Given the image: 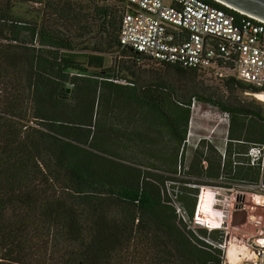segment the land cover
<instances>
[{"label":"trees","instance_id":"obj_1","mask_svg":"<svg viewBox=\"0 0 264 264\" xmlns=\"http://www.w3.org/2000/svg\"><path fill=\"white\" fill-rule=\"evenodd\" d=\"M32 2L41 8L17 13ZM124 8L0 0V264H224L167 184L180 181L196 99L229 115L231 142L263 147L264 108L239 95L264 88L233 77L201 88L198 70L169 64L181 88L162 74L146 82L139 63L151 60L120 42ZM127 151L150 156V170ZM223 166L201 141L176 194L190 219L199 190L188 185L219 181Z\"/></svg>","mask_w":264,"mask_h":264},{"label":"built area","instance_id":"obj_2","mask_svg":"<svg viewBox=\"0 0 264 264\" xmlns=\"http://www.w3.org/2000/svg\"><path fill=\"white\" fill-rule=\"evenodd\" d=\"M120 42L158 64L264 88V23L215 0H125ZM250 155L264 163V146ZM258 235L250 261L264 264V228Z\"/></svg>","mask_w":264,"mask_h":264},{"label":"rangeland","instance_id":"obj_3","mask_svg":"<svg viewBox=\"0 0 264 264\" xmlns=\"http://www.w3.org/2000/svg\"><path fill=\"white\" fill-rule=\"evenodd\" d=\"M96 2L101 6L103 4H112L114 0H96ZM39 8H41V5L32 2L18 4L16 11L18 14L29 17L32 12ZM95 34L96 32L92 35L94 36ZM118 54L120 52L110 56L108 60L109 66H113L115 61L119 59L117 58ZM125 62L128 63L127 60ZM139 65L141 66L140 72L145 77L146 82L150 80L149 75L162 74L175 87H182L176 76L173 73L166 72L162 65L148 60L140 62ZM200 74L203 76L197 82L199 87L222 86L223 79L209 73ZM121 83L125 84L124 81ZM239 97L243 100H255L257 104L264 108V101L259 100L250 93H240ZM229 125L230 117L227 113L222 112L213 104L200 101L199 99L193 101L185 148V161L182 165L180 155L179 171L182 173L176 176L180 181L177 183L168 182L167 191L172 200V205L176 208L179 216L184 218L189 228L197 236L201 235L199 230L207 231L208 237L204 239L205 244L221 252L223 257L225 256L224 264H230L227 258L232 264L237 262L238 264H255V262L250 261L249 250L254 245V242L260 238L258 235L259 231L264 228V207L258 204L264 203L263 160L262 158L254 160L253 156L250 155L251 149L255 147L254 145L244 142H231L228 139ZM167 140L168 138L165 136V141ZM203 140L215 146L222 154L224 161L223 175L217 182L201 180L202 184L194 183L188 185L199 190L195 215L193 219H190L178 202L176 194L179 188L183 186L181 180L190 179L184 175V166L189 167L197 148H199ZM125 153L127 157L146 165V169L150 170L148 164L151 158L146 153L139 151L134 153L127 151ZM157 167L160 169L152 170L166 176L170 175L163 171L169 169L168 166L158 163ZM237 199H239V203ZM238 206L247 210L249 217L246 224L233 226L231 216L233 210ZM216 230L220 233L213 235V231Z\"/></svg>","mask_w":264,"mask_h":264},{"label":"water","instance_id":"obj_4","mask_svg":"<svg viewBox=\"0 0 264 264\" xmlns=\"http://www.w3.org/2000/svg\"><path fill=\"white\" fill-rule=\"evenodd\" d=\"M239 13L264 23V0H215ZM248 211L242 209L233 215L232 225L241 226L248 221ZM228 264V263H227Z\"/></svg>","mask_w":264,"mask_h":264},{"label":"flooded vegetation","instance_id":"obj_5","mask_svg":"<svg viewBox=\"0 0 264 264\" xmlns=\"http://www.w3.org/2000/svg\"><path fill=\"white\" fill-rule=\"evenodd\" d=\"M237 202L239 203V199H237ZM242 209H243L242 207L238 206V207H236V208L233 210V214H232V216H231V222H232V219H233V215H234V213H236V212H238V211H240V210H242ZM239 260H240V258H239ZM239 260H237V261H239ZM228 262H230V264H232L231 261L228 260ZM235 264H238V262L235 263Z\"/></svg>","mask_w":264,"mask_h":264},{"label":"bare ground","instance_id":"obj_6","mask_svg":"<svg viewBox=\"0 0 264 264\" xmlns=\"http://www.w3.org/2000/svg\"><path fill=\"white\" fill-rule=\"evenodd\" d=\"M258 98H259V100L264 101V97L262 95L258 96ZM232 251H233V249H232Z\"/></svg>","mask_w":264,"mask_h":264},{"label":"crops","instance_id":"obj_7","mask_svg":"<svg viewBox=\"0 0 264 264\" xmlns=\"http://www.w3.org/2000/svg\"><path fill=\"white\" fill-rule=\"evenodd\" d=\"M227 139V138H226ZM226 141H229V140H226Z\"/></svg>","mask_w":264,"mask_h":264}]
</instances>
